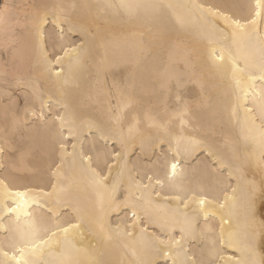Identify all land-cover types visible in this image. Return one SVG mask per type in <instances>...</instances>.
<instances>
[{"label": "bare ground", "instance_id": "6f19581e", "mask_svg": "<svg viewBox=\"0 0 264 264\" xmlns=\"http://www.w3.org/2000/svg\"><path fill=\"white\" fill-rule=\"evenodd\" d=\"M0 264H264V0H0Z\"/></svg>", "mask_w": 264, "mask_h": 264}, {"label": "snow or ice", "instance_id": "6c2138e0", "mask_svg": "<svg viewBox=\"0 0 264 264\" xmlns=\"http://www.w3.org/2000/svg\"><path fill=\"white\" fill-rule=\"evenodd\" d=\"M173 167H175V166H173Z\"/></svg>", "mask_w": 264, "mask_h": 264}]
</instances>
